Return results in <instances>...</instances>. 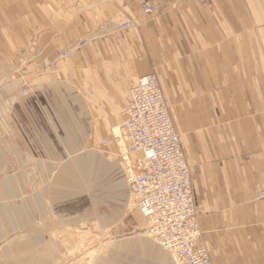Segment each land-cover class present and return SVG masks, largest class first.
Segmentation results:
<instances>
[{
  "label": "crops",
  "instance_id": "1",
  "mask_svg": "<svg viewBox=\"0 0 264 264\" xmlns=\"http://www.w3.org/2000/svg\"><path fill=\"white\" fill-rule=\"evenodd\" d=\"M162 1L0 0V136L36 101L89 121L96 143L121 124L132 83L155 74L213 264H264V0Z\"/></svg>",
  "mask_w": 264,
  "mask_h": 264
},
{
  "label": "rangeland",
  "instance_id": "2",
  "mask_svg": "<svg viewBox=\"0 0 264 264\" xmlns=\"http://www.w3.org/2000/svg\"><path fill=\"white\" fill-rule=\"evenodd\" d=\"M162 3L174 9L183 1ZM40 104L25 106L22 121L16 106L14 136H0V264H174L146 233L126 166L116 145L106 144L120 125L95 143L83 135L89 121L59 119Z\"/></svg>",
  "mask_w": 264,
  "mask_h": 264
},
{
  "label": "built area",
  "instance_id": "3",
  "mask_svg": "<svg viewBox=\"0 0 264 264\" xmlns=\"http://www.w3.org/2000/svg\"><path fill=\"white\" fill-rule=\"evenodd\" d=\"M142 12L152 15L154 7L144 3ZM131 25L124 22L120 28ZM121 115L118 134L106 144L116 145L126 166L146 233L174 264H211L198 225L189 167L155 74L132 83ZM260 194L257 198L264 199V190Z\"/></svg>",
  "mask_w": 264,
  "mask_h": 264
},
{
  "label": "bare ground",
  "instance_id": "4",
  "mask_svg": "<svg viewBox=\"0 0 264 264\" xmlns=\"http://www.w3.org/2000/svg\"><path fill=\"white\" fill-rule=\"evenodd\" d=\"M167 108H168V107H167ZM168 112H169V111H168ZM169 115H170V114H169ZM170 118H171V117H170ZM172 123H173V122H172ZM70 126H71V125H70ZM72 131H73V129H72ZM100 166H101V165H100ZM73 167H74V166H73ZM86 171H87V170H86ZM189 171H190V169H189ZM61 177H62V175H61ZM61 177H60V178H61ZM190 178H191V172H190ZM62 179H63V178H62ZM127 182H128V181H127ZM66 183H67V182H66ZM191 183H192V179H191ZM58 185H60V184H58ZM72 187H73V185H72ZM261 192H263V191H261ZM261 192H260V193H261ZM260 193H259L258 195H261ZM193 195H194V193H193ZM258 195H257V197H258ZM194 200H195V198H194ZM195 205H196V203H195ZM198 225H199V223H198ZM209 259H210V260H209L210 263L213 264V262H212V260H211V258H210V255H209Z\"/></svg>",
  "mask_w": 264,
  "mask_h": 264
}]
</instances>
